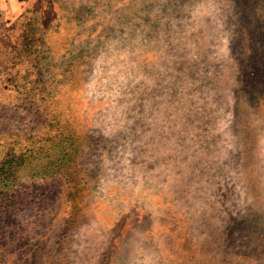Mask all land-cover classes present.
I'll use <instances>...</instances> for the list:
<instances>
[{
  "label": "rangeland",
  "instance_id": "1",
  "mask_svg": "<svg viewBox=\"0 0 264 264\" xmlns=\"http://www.w3.org/2000/svg\"><path fill=\"white\" fill-rule=\"evenodd\" d=\"M0 264H264V0H26Z\"/></svg>",
  "mask_w": 264,
  "mask_h": 264
},
{
  "label": "crops",
  "instance_id": "2",
  "mask_svg": "<svg viewBox=\"0 0 264 264\" xmlns=\"http://www.w3.org/2000/svg\"><path fill=\"white\" fill-rule=\"evenodd\" d=\"M26 0H0V34L25 6Z\"/></svg>",
  "mask_w": 264,
  "mask_h": 264
},
{
  "label": "trees",
  "instance_id": "3",
  "mask_svg": "<svg viewBox=\"0 0 264 264\" xmlns=\"http://www.w3.org/2000/svg\"><path fill=\"white\" fill-rule=\"evenodd\" d=\"M14 164L13 161H10V162H6L2 165V170L4 169H7V173H8V170L11 168L10 166H12ZM7 166V167H6ZM2 173V172H1Z\"/></svg>",
  "mask_w": 264,
  "mask_h": 264
}]
</instances>
